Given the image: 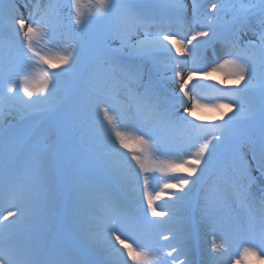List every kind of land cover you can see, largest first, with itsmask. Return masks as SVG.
<instances>
[{
    "label": "snow or ice",
    "instance_id": "1",
    "mask_svg": "<svg viewBox=\"0 0 264 264\" xmlns=\"http://www.w3.org/2000/svg\"><path fill=\"white\" fill-rule=\"evenodd\" d=\"M3 5L4 0H0V8ZM68 8V23L65 25L55 5H49L48 10L37 18L32 12L27 17L23 14L17 15L15 3L8 4L6 12L11 20L15 40L19 43L20 55L27 61L38 59L39 64L48 65L49 68L63 67L59 73L43 70V80L39 87H36L30 76L12 70L11 61L6 58L5 63H0V71L4 72L6 77V90L0 92V111L5 106L11 108L19 101L25 112L35 110L55 115L56 106L44 105L43 102L48 100V95L53 94L58 78L62 74L76 72L83 64L87 73L95 79L98 72L96 63L103 64V60L98 59L89 66L88 58L98 55V45L107 46L109 41H118L120 49H127V60L117 62L113 67L128 75H138L141 80L143 74L140 65L135 63L136 60L158 62L161 57L175 60L173 52L178 56H192L193 67L188 70L186 78L179 68L180 62H176L172 77L173 87L169 94V109L182 107L184 113L196 120L201 119L196 115V110L201 107L223 106L230 111L233 108L232 103L227 105L203 103L200 88L218 90L212 85L199 83L190 85L196 77L209 79L212 73L222 72L225 76L233 78L237 86H241L243 82L240 91L256 90L259 93L258 103L255 99L249 100V107L246 110L240 104H236L233 115L224 125L194 124L181 115L180 124L191 131L186 145L190 151L171 148L165 150L164 142L158 138L155 129L142 131L140 134L130 131L131 118L128 111L123 106L116 107L110 104V97L103 88L80 90L70 93L65 98L68 106L67 115L60 118L67 121L73 135L80 132L82 126L91 128L94 139L99 140L105 149L99 155L117 182L132 193H140V184L143 181L141 207L146 203L147 210L143 219L135 224L126 213L119 211V206L111 193L106 191L117 211L103 222L101 231L84 236L88 248L102 258L94 264H128L129 261L131 264H153L154 260L158 264H169V260L175 264L178 256L186 254L180 237L174 232L170 236H163L165 241H177L176 244L169 243L164 246L160 245L158 239L161 235L158 229L167 222L162 218L166 216L170 220L175 214L167 209L157 211L159 205H156L155 201L159 200L167 189H179V194H170V199L175 201H181L189 195L212 163L216 147L233 134L230 126L234 122L251 121L259 116L262 131L259 157L256 156L255 147L252 151L253 160L257 161L258 169L264 175V30L257 34L260 40L259 47L252 42L241 47L238 42L233 41L229 46L230 49L236 50H229L226 58L221 59L219 63L213 64L207 70L195 66L199 63L196 51L221 39L226 25L239 22L243 29L251 30L248 20L253 10L257 9V5L240 3L237 7L236 4L215 2L212 3L211 12L202 13L199 0H192V24L199 25V28H192L190 35L182 34L185 15L183 4L179 5L182 23L176 30L169 17L161 14L157 19L153 12L136 0H87V3L84 0H70ZM221 12H231L232 20L221 23L222 18L218 16ZM259 16V24L264 29V0H260ZM89 29H94L90 33V39L82 41V34ZM57 33L61 34V38L57 39ZM41 42L52 43L57 48L56 52L42 55L35 47ZM28 66L30 65L25 67ZM177 85L178 90L175 87ZM20 92L29 99L24 100ZM45 92L48 95H39L36 100L31 99L36 93ZM152 95L153 86L149 77L148 83L144 85V92L134 97L137 114L149 116L158 129L175 127L177 122L172 119L171 112L157 111L152 103ZM93 116L95 119L89 125L88 121ZM210 127L213 131H209ZM121 148L129 150L130 159L127 152L120 151ZM16 151L17 142L11 139L0 148L2 153L0 164L9 174L14 173L17 167ZM153 172H159L163 179L160 191L155 194L150 191L151 180L154 177L148 175ZM177 172H184L191 179L174 175ZM173 180L175 183H172ZM238 198L242 207L250 208V194L247 191H239ZM260 205L261 222L258 231L255 217L251 214L247 224L229 222V231L219 237L217 224L212 221L211 251L214 259L215 254L228 256L230 264H246L249 257L264 259V196L260 199ZM149 214L153 219H148ZM33 221L30 194L21 193L12 183L7 184L0 194V264H87L52 241L37 242L18 238L24 227ZM128 227L135 228L137 232L135 238L126 234ZM231 233L245 237L242 240V250L235 260L231 259L233 255L230 252ZM217 239L222 243H217ZM129 240L132 242L129 243ZM162 247H169L171 251L165 253ZM180 264H189V261L185 258L180 260Z\"/></svg>",
    "mask_w": 264,
    "mask_h": 264
},
{
    "label": "bare ground",
    "instance_id": "2",
    "mask_svg": "<svg viewBox=\"0 0 264 264\" xmlns=\"http://www.w3.org/2000/svg\"><path fill=\"white\" fill-rule=\"evenodd\" d=\"M192 0H172L173 4L176 5L177 8H179V5L183 4L185 6V15H184V28L185 29H190V31L188 32V30H185V35H190L191 34V29L195 28L198 29L199 25H193L192 24V18L189 16V14L186 13L187 10V3L190 2ZM242 3L247 4V0H238ZM24 6V5H23ZM25 12H19V14H25L24 16L27 17L26 15V8L24 7ZM179 11V9H177ZM6 24L9 25V27L11 28V20L8 17V13L6 12ZM29 15V14H28ZM173 18H177V17H173ZM189 25V26H187ZM177 28V27H176ZM12 30V29H11ZM143 35V33H141V36ZM222 42V41H221ZM220 39L216 40L214 43H211L205 47H202L200 49H211L214 48L213 52H215L214 54L219 56L220 52H222V50H236V49H230V48H221L220 47ZM217 44V45H216ZM8 43L5 44L6 48L12 53L13 50L11 48L7 47ZM209 46V47H208ZM199 49V50H200ZM125 51L127 52V50L125 49ZM227 51V52H228ZM226 52V53H227ZM209 52H205L204 50L201 51H196L195 55L200 59L202 58L204 60V69L207 70V68L213 66V64L215 63H219V59L217 58L216 60L210 61V55L208 56ZM172 55L177 56L178 58L181 59H186L189 57L188 55L185 56H178L175 52L172 53ZM165 58V57H164ZM211 58H213L211 56ZM226 58L223 57V59ZM5 56L3 53H0V63H5ZM20 59H18L16 62L18 64H20L18 67V69L16 71L22 72L28 76H30V78L35 82L34 85L36 87H39V84L42 82L43 80V76L40 77V75H43L42 71L40 69H37L35 66L33 67L32 64L34 61H30L29 64L26 63L27 65H30L26 68V70L20 69L21 67V63L19 61ZM23 60V59H21ZM166 61V59H165ZM163 62V61H161ZM166 64V62H163ZM156 66L157 68L160 66V63L156 62ZM11 69H12V65H10ZM63 67V66H61ZM61 67H57L54 68V70L57 71V73H59L58 71H61ZM179 68H181L180 70L183 72V74L185 75V78L187 77V70H182V67L180 66ZM175 68H172V70H174ZM172 79V77H171ZM211 80H213V82L215 81V83L213 85L217 86V87H235L237 88L238 86L236 84H234L233 78L225 76L222 72H214L211 74V77L209 78ZM5 74L4 72L0 71V92H3L6 90V84H5ZM123 78H119V79H115L113 78L111 80H108L109 82H104L102 85H98V86H94V87H99V88H103V90L105 91V93L107 94V96L110 97L111 95V91L112 90H117V97L114 99V106L116 107H121L123 106V108L128 111L129 115H130V131H134L136 132V134H140V132L142 131H148V130H153L155 129L157 131V135L158 138H160L163 141V137L165 136L164 134H166L167 132H173V133H177L180 132L181 129V124L180 122H177L176 126L173 128H169V129H165V130H161L156 128L155 123L153 122V120L146 115H139L137 114L136 110H135V95L136 93V88H137V82L133 81L132 83V87L131 86H126L125 90L120 91L119 89V85L124 81ZM207 80V79H206ZM202 80L200 79V77H196L194 78L190 84H194V83H199ZM208 82V81H207ZM125 84V83H124ZM127 85V84H126ZM225 85V86H223ZM49 87H51V85H49ZM173 87V81L171 83V85L169 86V89L172 90ZM178 90V85L175 86ZM241 87V86H240ZM238 87V88H240ZM162 90L164 89L162 86L159 88ZM57 88L54 90L53 94L48 95L47 92L45 93H36V95H34L31 99L36 100L37 96L39 95H48V100L44 101L43 104L44 105H53L56 106L55 103L59 102V95L57 92ZM211 95V96H210ZM217 95H224L222 93H215V94H208L205 91H203V93H200V96L202 98V102L203 103H208V101L206 102V99L204 98L205 96H217ZM230 94H226V96H224L225 98H229L224 100V102H222L223 105H227L229 103H232L233 106H235L236 104H240L242 106L243 109H245L244 105L246 104V100L241 99L242 96H237V95H233V97H231L232 95ZM20 96L24 99L27 100L29 99V97L23 96V92H20ZM163 94H161L159 96L160 100H162ZM111 99V97H110ZM112 100V99H111ZM19 102V101H18ZM161 104V101H160ZM210 104V103H209ZM190 107V105H188ZM14 107V105L12 106ZM162 107V106H161ZM9 108L7 106H5L3 108L2 111H0V122L1 121H5V123H10L13 120H10V122L6 119L10 118H14V120H19L22 121L23 119L27 118L28 115L34 116V117H41V118H46V116H48L49 113L47 112H39V111H29V112H25L24 107L20 108V111L16 112V111H11V113H5V114H9V115H2V112L6 109ZM57 108V112L56 114L59 117L62 116H66L67 115V108L68 106H66V108ZM215 108V107H214ZM181 111H183V108L180 107ZM234 109V107H233ZM235 110V109H234ZM246 110V109H245ZM10 111V110H9ZM160 112H164L161 109L157 110ZM204 115L207 118H202L205 120H210V121H214L217 120V122H223V121H227L228 118L231 116V113L233 115V111L229 110V108L226 107L225 110H223V112H218L215 109H211V107H207L204 108L203 110ZM216 115V117H215ZM95 119V117L93 116L91 118ZM100 119L102 120L103 117L101 115ZM59 121V119L57 120ZM65 121V120H64ZM24 122V121H22ZM24 124V123H23ZM60 125H62V123H59ZM88 124L90 125L91 122L88 121ZM253 127V124H246V129L250 130V128ZM61 128H63V126H61ZM261 128V127H260ZM76 137L81 136V140L77 141L79 143V146L82 148V150L85 151L86 153V157L87 158H92L93 160L96 161V163H100V167L98 169L99 173H110V171L108 170V168L106 167L103 159L101 158V156L99 155L100 153H102L103 151H105L103 144L97 140L94 139L93 133L91 131V128L89 126H84L83 127V133L82 134H75ZM262 137V134H261ZM59 140L61 138H58ZM188 143L187 138H184L183 143L179 144L176 143L174 139H171L169 141V144L171 147L174 148V150H183V151H188V148L186 147ZM117 147H119V145H117ZM246 148V146H245ZM120 151L122 152H127L129 159L131 157V153L129 152L128 149H120ZM88 152L90 154H88ZM224 154L223 157H229L232 156L231 153V148H225L223 150ZM2 155V153H0V156ZM248 154H244V156H246ZM220 154L217 156L219 157ZM163 158V157H162ZM215 159H213L214 161ZM222 160V158L220 159V161ZM219 161V162H220ZM225 162H227V160H225ZM50 164H54L53 162H48ZM134 163V162H133ZM91 168L94 166V164H89V165H81L80 167H87L90 166ZM257 164H253V162H251V167L256 168ZM222 167V169L219 170L220 174H217L215 178L209 180L207 183L202 181V177L201 176L200 180L197 182V184L195 185V187L191 190V192L189 193V195H187L186 197H184L183 200H181V203H188L190 206L196 204V208L199 209V213L197 215L194 216V213H192V211L190 210H185L183 208L180 209V211L182 212L183 216L180 215L181 217H187L189 216L190 218H193V222H195V230L196 232L199 231L200 234L195 236V240L199 243L198 246L201 247L202 251H201V260H200V264H230V260L229 257L224 255H220V254H215V259L213 258L214 254L211 251V245H212V240H213V229L211 227V223L212 221H215L217 224V236L219 237L222 233L224 232H228L229 231V222H235V223H244L247 224L248 221V217L251 214L252 216L255 217V223H256V228L257 231L259 230V225H260V217H261V205H260V199L262 196H264V194L259 192V188L261 183L256 182L253 185H250V183L247 180H243L241 178L238 177V175L232 173L234 175V177H231V168L228 165V163H224L222 165H219L218 167ZM225 166V167H224ZM210 168H207L205 170V173H207V170H209ZM233 170V169H232ZM230 172V173H229ZM214 173V171H213ZM212 173V174H213ZM20 174L21 177L26 180L31 186H30V197H31V205H32V209H33V213H34V221L28 225H26L24 227V229L21 231V233L19 234L20 239H26V240H30L27 236H23V232L25 230H27V228L29 227H35L36 225H38L39 223L43 224L49 220H53L55 219L54 222H52L49 225H44L43 227L40 228V234L38 236L32 237V241H37L39 242L40 240H46L48 238V235L50 234L51 229L59 224L60 219L62 220L64 217H66V215L68 216V219H65V222L67 223L66 225L72 227L73 230H75V235L76 236H80L83 238L85 244H86V248H88L87 243L84 239V236L87 234H91V233H96L102 230V226H103V222L105 220H107L109 217H111L115 211H117V208L114 207L112 202H106V203H100L97 202L95 200L96 196L93 193H89L87 192V190H89L90 185L93 184V182L95 181V176L93 174H91V172H81L80 174L74 173L72 172L71 169L68 168V171H64L61 168H58V172H57V179L59 180V182H62L64 184H69L70 182L72 183L71 189L68 192V196H66V187H62L61 185L58 186V184L56 182H46L47 187H44V181L42 183V185L37 181V179L34 177L33 173H31L29 170L27 169H23L21 168L20 170ZM111 174V173H110ZM207 174L210 175V173L208 172ZM231 174V175H230ZM148 175H150L151 177H154V179L151 180V185L153 183H157L162 181L163 179L161 178V174L159 172H153V173H149ZM255 175H258V173L255 172ZM75 177H79L82 180V183L80 185L81 190L80 193L79 191L76 193V188L78 187V185L76 184L77 182L73 183V180H75ZM209 178V177H208ZM234 178V179H233ZM237 179V180H235ZM86 180L88 182L83 183V181ZM4 181L3 177H0V185L2 184V182ZM120 184V183H119ZM250 185V191H248L245 187ZM120 186L122 187L125 196L127 197V206H125L126 210H128V212L126 211H121L119 209V211L124 212L128 215L129 219L131 220V222L133 224H135L137 221L142 220L146 210H147V205L146 203L143 204V207H141V197H142V189H143V181H141L140 187H141V192L140 193H132L129 189L125 188L124 186H122L120 184ZM200 188V189H197ZM152 189V186L150 188V191ZM57 190H60L59 195L56 194ZM169 190V189H168ZM241 190H245L250 194V208L249 209H245L244 207H242L240 199L238 198V192ZM194 192H198L197 195L194 194ZM207 192V193H206ZM85 193L87 195H85ZM153 193L155 194V191L153 190ZM260 195V196H259ZM160 199H166V195L162 194ZM158 200H156L155 202H157ZM172 201V200H171ZM76 202V203H75ZM77 205L78 208L74 209V205ZM121 206V205H120ZM128 208V209H127ZM170 211H173V208L171 207ZM76 213V215H75ZM66 214V215H65ZM185 214V215H184ZM89 215V216H87ZM70 216V218H69ZM72 216V218H71ZM85 216V217H83ZM166 217V216H165ZM52 218V219H51ZM209 218V219H208ZM83 222H80L79 220H82ZM96 220V221H95ZM60 226V224L58 225V227ZM174 228H178V227H174ZM184 234L186 233V235L188 236L189 240H192L193 237H189V235L192 233V231H190V228H185V230L183 229ZM128 236L135 238L137 236V232L135 230V228L133 227H128L127 229V233ZM232 235V240H231V247H230V252L233 254L231 256L232 260H235L238 256H239V251L242 250L243 244H242V240L245 238L243 235L238 234V233H231ZM129 243L132 242V240L128 241ZM197 242L194 244V246H197ZM161 246H164L166 244H162L161 241H159ZM192 243V241H191ZM217 243H222L221 240L217 239ZM191 245L189 242L187 243V246ZM135 246V245H133ZM119 247V245H118ZM165 249V247H162V250ZM188 255H191L189 253V251L187 252ZM99 260H101L102 258L100 256H98ZM194 258V256H193ZM187 259L189 262H195L194 259H191V256H187ZM256 264H264V259H256L254 261ZM128 264H131V261L128 262ZM154 264V263H153Z\"/></svg>",
    "mask_w": 264,
    "mask_h": 264
},
{
    "label": "rangeland",
    "instance_id": "3",
    "mask_svg": "<svg viewBox=\"0 0 264 264\" xmlns=\"http://www.w3.org/2000/svg\"><path fill=\"white\" fill-rule=\"evenodd\" d=\"M160 1H162V2H158L159 3L158 5H155V4L150 5L147 3V4H144L142 6L147 8L151 12H153L155 15L158 13L159 15L158 16L156 15L157 18H159L161 14L166 15L167 17H169L172 20V23H173V19H172L173 16H179L180 17L179 11L177 10L179 8H177L176 5L173 4L172 0H160ZM202 1H205V3H202ZM247 1H248L247 3L249 4V3L255 2L256 0H247ZM258 1L260 4V0H258ZM69 2H70V0H4V5L2 8H0V31L2 32V34H4V36L6 38H8L7 35L8 36L10 35V37L12 36L13 39H15V34L12 32L9 25H6L7 22H6V15L5 14H6V9H7V6L9 3H15V5L18 9L17 15H19V12H23V11L25 12L24 7H25V5H27V7H25L27 10L26 15L28 16V14L30 12H32V13L37 15V18H39L40 15H42L44 12H46L48 10L49 5H55L57 7V12H58L61 20L63 21V23L65 25H67ZM84 2L87 3V0H84ZM215 2H220V3L226 4V5L227 4H236L237 7L239 6L240 3H242L238 0H200L199 3L201 5H203L202 12H205V11L211 12L212 11V3H215ZM187 4L188 5H187L186 13L189 14V16L191 17L190 9L192 6V1L188 2ZM218 16L222 18L221 20H223V19L227 20V18L228 19L232 18V15H228L225 12L219 13ZM259 19H260V16H259V6H258V8L256 10H254L253 13H251L249 16L248 24H249L251 30L243 29L241 27V23H239V22H236V23L230 25L227 32L221 36L220 41H222V42L219 44L220 47L221 48H223V47L224 48H230L229 45L233 41L238 42L241 47H243L245 44H248L249 42H252L257 47H259L260 40H259L257 34L260 31L264 30L261 28V25L259 24ZM173 24L175 25V23H173ZM5 26H6V28H5ZM174 30H176V29L174 28ZM93 31H94V29L86 30L85 33L82 34V41H87L88 38L90 39V33ZM59 38H61V34L57 33V39H59ZM13 44H16V46H14L13 53L9 52L8 49L6 51L4 48H0V52L5 53V55L7 57H10L9 58L10 60H13V58L15 57V60L17 61L19 58H22V56L20 55L19 43L17 41H14ZM35 47H37V49L41 51L42 55L54 54L57 50V48L54 47L52 43H48V42H41L39 44H36ZM214 49H215V47L212 48L210 50V52L208 53V56L210 55V61H212V59L216 60L217 58L219 60L223 59V57L226 56V52L228 51V50H224V51L222 50V52H220V55L217 56V55H215L216 53L213 52ZM116 53H122L123 55H125V53L127 54L125 49H120V45H119L118 41L117 42H110L109 41L107 43V46L100 44L97 47V54L98 55L88 58L90 61L89 66H91L92 63H96V61L98 59L103 60V64L96 63V67H97V65L106 66L105 68H107L108 71H111V74H112L111 80L113 78H115V79L123 78L124 79L123 81L125 84L122 82L118 86L120 91H123V90H125L127 85L132 87V83H133V81H135L136 76L135 75H128L127 73L120 71V70L113 67V65L117 64V62H122V60L119 58V56L118 57L116 56ZM29 55H31V53H29ZM172 56L175 57V55H172ZM211 56L213 58H211ZM176 57H175V60H172L168 57H165V58L161 57L159 59L158 63H160V66L158 67V69H156V75L160 80L159 86H165L168 88L167 85L172 83L171 77H173V75H174V70H172V68L176 67L177 61L180 62L179 67L181 66L182 70L183 69L187 70L189 61L186 59H181V58H178V57L176 58ZM125 58L127 59V55H125ZM165 59H166V61H165ZM36 60L38 61V59H34V61H36ZM161 61L166 62V64L161 62ZM135 63L140 65V68L144 69L146 67V63L144 61L136 60ZM153 63H154V68H155L156 62H153ZM16 64L18 65L17 62H16ZM148 65H149V62H148ZM20 69H22V68H20ZM79 69H80V72L76 71L75 75L73 76V79L70 82L60 81L57 84V88L59 89V94L61 97V104H64L62 106V108H64L66 106L65 104L67 103V101L65 98L70 93H75V92L80 91L78 89V83H81L82 81L87 82L89 79L90 80H89L88 84L90 83L93 85H102L104 83L103 77L98 72H97L96 78L94 79L93 77H91L87 73L83 64L81 65V67ZM106 82H109V81L107 80ZM62 88H65V90H66L64 93L61 91ZM157 93H158V91L156 92V94ZM166 94H167V92H166ZM257 94H258L257 101H259V93L257 92ZM116 97H117V90H112L111 91V98L115 99ZM217 98H220V97L215 96L212 99L211 104H213ZM208 100H209V98H207V101ZM247 102L248 103L245 105L246 109L249 107V101H247ZM234 109H235V107H234ZM234 109L232 108V111H235ZM199 112L200 111H196V115H198ZM50 117L51 118L48 122L45 121L44 118L42 119L41 117H38V118L29 119L20 128H19V126L21 124L13 126L11 133L6 138V142H8L11 139V140H15L17 142V145L24 144V139L27 137L29 132H31L39 124L42 127L36 132V136L34 137L36 139L33 143V150L44 151V152H40L41 158L45 157L47 154H51L52 156L59 157V159L64 163V165L67 166V164L71 163V160L68 158V156L64 157L61 154H68L71 157L72 162L81 164V160L83 159L84 151L77 144V141L81 140L80 138L83 135H80L79 137H76V135H73V132L71 131V129H69V125L67 124V121L65 120L66 121L65 122L64 119H61L58 115H55V117H54V115L51 114ZM12 119H14V118H12ZM12 119L8 118V119H6V121L8 120L10 122V120H12ZM56 119H59V122L57 121L58 124L61 122L62 126H63V130H62V132H64L63 133L64 134V138H63V140H64V144H63L64 151H63V153H60V151L56 145H55V147L50 149V146H51L49 144L50 140L52 141V140L57 139L58 128L56 126ZM258 119H259V117L255 118V120H252L251 124L257 125ZM93 120L94 119L90 120V122H92ZM5 124H7V123H5V121H1L0 127H3ZM243 126H244L243 124L239 123V124L234 125V127H232L233 134L231 136L232 137L231 142L233 143V146L236 143L245 144L244 148H245V146H246V148H245L244 152L241 151L243 146H241L239 148L238 152L239 153L242 152V154H244V153L248 154L245 156V159L247 160L246 162L248 164L250 162L249 158L251 156L249 153H251V154L253 153L252 150L256 144V141H255L256 134H254L256 126H253L252 133L249 134L248 137L243 135V132H242V130L244 129V128H242ZM83 127L84 126H82L81 131L78 132L79 134L83 133ZM17 128H19L21 130H19ZM227 144H229V143H227ZM229 145H231V144H229ZM256 154H260V153H256ZM90 162H91V160H90ZM63 163H62V165H63ZM99 166H100L99 163H96L94 165L93 169L96 168L98 170L100 168ZM222 168H223V166L220 169H222ZM248 168L252 169L251 167H248ZM82 169L83 168L78 167L77 171L80 172ZM218 170H219V167L216 169V171L212 175L211 179L213 177L214 178L216 177V175L218 174ZM231 173H232V171H231ZM259 181L262 182L261 185L264 189V179L259 180ZM103 186L104 185L101 184L100 187L102 188ZM259 192L264 193V191H262V190H260ZM89 193H91V191H89L88 194Z\"/></svg>",
    "mask_w": 264,
    "mask_h": 264
}]
</instances>
